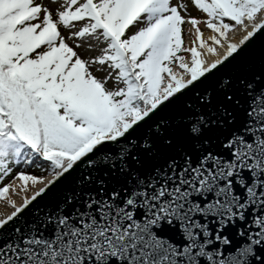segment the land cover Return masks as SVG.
<instances>
[{"label": "snow or ice", "instance_id": "1", "mask_svg": "<svg viewBox=\"0 0 264 264\" xmlns=\"http://www.w3.org/2000/svg\"><path fill=\"white\" fill-rule=\"evenodd\" d=\"M192 4L205 20H186L172 0H62L55 15L37 0H0V179L10 159L42 158L55 180L91 170L22 226L8 227L55 180L20 206L15 181L27 191L42 179L18 172L0 187L14 209L0 216V264H264V65L199 95L183 132L149 123L264 30V0ZM77 22L72 37L106 44L91 62L61 33ZM238 29L246 34L231 42ZM92 64L111 71L102 80ZM112 79L122 87L108 88ZM165 152L175 155L148 168Z\"/></svg>", "mask_w": 264, "mask_h": 264}, {"label": "water", "instance_id": "2", "mask_svg": "<svg viewBox=\"0 0 264 264\" xmlns=\"http://www.w3.org/2000/svg\"><path fill=\"white\" fill-rule=\"evenodd\" d=\"M261 65H264V30L257 32L254 37L242 46L238 53H234L233 57H230L222 65H219L217 69L208 73L206 78H202L194 86H190L183 94H178L179 98H174L173 102L164 107L163 111H159L154 120L149 123L155 128V120L163 118L183 132L180 126L184 122V118L188 117V106L192 105L193 109L197 111L200 109L197 100L199 95L211 93L215 96L219 91V84L223 80L232 79L235 81L237 77L247 76L252 70H258ZM205 111H211V109H206ZM180 142L186 143V137L182 138ZM108 148L115 150L116 145L110 144ZM104 154H107V149ZM170 155H175V152H165L157 160L149 162L148 168H151L152 164H162L164 159ZM94 159L98 160L99 157H94ZM89 171L91 170L85 162L80 164L70 174H65L64 177L58 180L53 177L52 180H55V183L49 185L46 191L37 197L15 221L10 222L8 227L22 226L25 222H31L35 218L37 211H50L54 210L58 204L62 205L65 197L80 191L78 181L82 175L87 174ZM166 235L174 241L182 239L178 231H172Z\"/></svg>", "mask_w": 264, "mask_h": 264}, {"label": "rangeland", "instance_id": "3", "mask_svg": "<svg viewBox=\"0 0 264 264\" xmlns=\"http://www.w3.org/2000/svg\"><path fill=\"white\" fill-rule=\"evenodd\" d=\"M39 3H43L46 6L50 7L53 10V13L55 15L56 10L60 8V4L62 3V0H56V3H52L51 0H37ZM172 3L174 5H179L180 3H183L186 8H187V13L181 11V14L185 16V19L187 20L189 17H194V18H202L204 13L200 12L195 8V6L192 4V0H172ZM62 10V9H61ZM206 16V15H205ZM86 22H77L73 28H64L61 26V33L64 35L66 38L72 37L73 30L79 31ZM187 27L188 24H185L182 26V38L184 39L185 45L188 46V39H187ZM68 43L70 46H75V45H81V47L76 48L78 53L81 55V57L85 60H88L91 62L93 59L101 56L103 54V49L106 48V44L102 40H97L94 36H87L84 38H79V37H72L71 39H68ZM186 56L188 54H185ZM97 69H102L100 71H97ZM91 70L93 71V74L96 75L100 79H104L105 76L109 74L111 71L110 68H108L107 65L101 66L99 64H92L91 65ZM113 77L115 76V73H112ZM107 87L112 89L115 87H122V85H117L114 82V79L109 80ZM37 157H33V160ZM34 163V162H33ZM33 163H25L23 160H21L20 163H14L12 165L14 172L9 174L7 177H4L3 179H0V185L5 184L9 181V178L19 172L20 170L22 171H32L31 168L33 166ZM37 170V169H34ZM35 174H46L45 171H32ZM31 189V187H28V190ZM15 195V192L13 193ZM8 204H3L1 207H7ZM1 214V213H0Z\"/></svg>", "mask_w": 264, "mask_h": 264}, {"label": "bare ground", "instance_id": "4", "mask_svg": "<svg viewBox=\"0 0 264 264\" xmlns=\"http://www.w3.org/2000/svg\"><path fill=\"white\" fill-rule=\"evenodd\" d=\"M205 15L206 14H204L202 16V18H199V19L202 20V21L205 20L206 19ZM190 27H191L190 25H188V27H187L188 46H191V39H194V36L190 37L188 35V29ZM199 27L204 32L205 37H207L208 35L211 34L210 30H208L203 23L200 24ZM249 30H251V26H249ZM74 32H75V30H73V33ZM245 34L246 33L242 29H238L234 33H230L229 34V39L231 40V42H239V40L242 39L243 35H245ZM218 52H219L220 56L222 57L224 55V53H225V49L224 48H218ZM187 57L190 59V55L189 54L187 55ZM216 58H217L216 56H212V55H207V57H206L208 62H212ZM19 172H24L25 174L36 176V177L42 179L44 181V183H37L34 187L30 186L31 189H29L27 191H23V190L19 189V183L20 182L19 181H15V183L17 185V189H16V191H13L11 193V199L15 201L17 206H20L23 203V200L25 198H29L30 199V197L33 196L36 191H38L41 187H44L46 184H48V182L51 181L53 179V177H54L53 174H49V173H46V174H35L32 171L25 172V171H22V170H20ZM16 174L14 176H12L13 178H10V182L9 183H12L14 181V177L16 176ZM14 192H15V195L13 194ZM13 210L14 209L10 205H7V207L6 206L2 207V209L0 207V213H1L0 216L11 214V212Z\"/></svg>", "mask_w": 264, "mask_h": 264}, {"label": "trees", "instance_id": "5", "mask_svg": "<svg viewBox=\"0 0 264 264\" xmlns=\"http://www.w3.org/2000/svg\"><path fill=\"white\" fill-rule=\"evenodd\" d=\"M14 163H15V160H13V159L9 160V166L11 168L10 174L14 172V169L12 167V165ZM34 169H37L39 171H45L46 173H49V174H53L51 166H50V163L46 162V161H43L42 158H39V157L34 159V163H33V166L31 168V170L32 171H37V170H34Z\"/></svg>", "mask_w": 264, "mask_h": 264}]
</instances>
